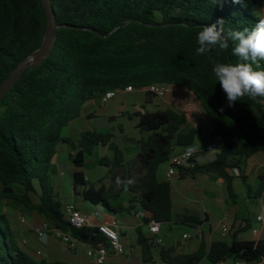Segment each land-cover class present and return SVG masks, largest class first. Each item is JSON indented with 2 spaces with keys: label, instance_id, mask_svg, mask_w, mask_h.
<instances>
[{
  "label": "trees",
  "instance_id": "trees-1",
  "mask_svg": "<svg viewBox=\"0 0 264 264\" xmlns=\"http://www.w3.org/2000/svg\"><path fill=\"white\" fill-rule=\"evenodd\" d=\"M49 2L56 33L47 55L27 67L0 99V264H65L33 259L16 239L13 225L2 212L5 200L17 201L29 213H36L44 222L83 244L104 241L97 228H75L65 219L50 182L57 146L63 142L75 151L69 156L75 168L71 176L73 195L110 213L130 212L137 204L149 215L135 227L142 261L148 263L152 250L158 247L142 232L149 220L161 225L178 221L199 226L204 222L197 215H175L170 183L157 177L159 165L168 162L176 149L193 146L201 129L187 128L185 114L172 109L136 114L141 133L137 144L142 176L138 183L127 187L131 194L129 209L110 203L111 199L117 202L123 186L116 193L103 185L95 188L80 170L86 156L99 146L111 152L110 158L103 156L99 160L111 172L129 164L113 140L114 135L86 131L73 143L61 132L79 118L85 104L97 102L108 91L126 87L142 90L155 83L188 90L212 121L211 137L220 144L215 159L179 168L177 174L180 179L199 175L220 178L228 196L235 201L234 179L245 182L242 173L247 160L256 152H264V97L251 100L245 96L229 107L212 68L216 62L239 60L231 54V44L226 51L198 55L196 36L203 25L219 18L226 21V29L252 28L264 18V0H222L216 4L213 0ZM45 25L41 0H0V86L24 58L40 48ZM233 170L239 175L235 176ZM13 185L20 186L23 193H16ZM262 192L264 174L258 177L256 190L259 195ZM236 234L232 233L229 243L223 239L210 243L202 240L190 254L171 255L169 250L160 248L158 256L162 264H219L226 260L264 264V239L239 240Z\"/></svg>",
  "mask_w": 264,
  "mask_h": 264
},
{
  "label": "rangeland",
  "instance_id": "rangeland-1",
  "mask_svg": "<svg viewBox=\"0 0 264 264\" xmlns=\"http://www.w3.org/2000/svg\"><path fill=\"white\" fill-rule=\"evenodd\" d=\"M177 88L170 86V93H174ZM168 94V93H167ZM167 94L162 97H155L153 95L147 94L145 90H134L130 93H123L120 91L115 92L113 99L109 100L107 103L102 102H89L85 104L81 110L79 118L71 121L68 126H66L61 135L66 139H69L71 142L76 143L79 139L81 133L86 131H98L103 133H112L114 135L113 140L118 144L121 150L125 153L126 161H130L132 157L136 160L134 163L129 162L125 167L113 170L112 172L105 166L99 164L101 157H111V152L102 146L97 147L94 152L86 156L88 162H93L92 164L84 165L80 170L84 172L86 181L95 188H99L102 185L106 189H113L112 191L116 193L119 189V186L116 184V180H113V177H120L122 181L131 179L133 183L127 187L132 186L133 184L138 183L141 177V170L138 163V151L139 145L137 141L141 137L139 130V118L136 115L138 112H155L157 110H163L166 105L163 103ZM169 95V94H168ZM183 105V103H181ZM209 136L205 133H200L195 138V146L200 151V156H197V161L202 162L206 161L209 158V155L204 148L208 143ZM72 147L67 143H61L57 146V157L61 159L67 158L66 163L70 164L69 156L73 155ZM128 155H133L128 158ZM128 159V160H127ZM59 164V163H57ZM74 167V166H73ZM169 167V162L162 163L158 167L157 177L158 179H163ZM60 172V166H56L55 163L50 169V182L54 186L55 193L57 198L61 201L62 210L64 212V206L67 203H73L76 205L77 209L83 214H92L97 208L88 201L83 200L78 195H73L72 190V173L69 172L66 175H56ZM175 181L177 184V190L173 192V198L178 201H188L195 204V200L199 199L200 201L195 204L199 208H202V202L210 212L209 221L204 222V229L207 231L210 227L214 231L221 229V222L223 221V211L214 210L213 203L211 200H203L200 192H195L194 186L197 181L193 179L188 180V185L183 184L181 180L178 179L175 175ZM236 188L240 194L241 190L244 194L247 191V185L252 188L256 186V179L250 177L247 179L245 185L244 182L240 179L235 180ZM200 185V184H197ZM38 188L37 184H35ZM121 192L120 197L117 202L113 199L110 200L111 205L115 206L117 203L126 205L128 195L130 194L127 191V187ZM13 189L16 193L21 194L23 190L20 186L13 185ZM197 190V188H196ZM250 210L249 215L250 222L255 227L254 229H247L245 234L241 235V238H249L253 230H260L261 225L254 221L257 214H261V207L264 205V202H261L259 198H255L253 194L250 197ZM175 200V202H176ZM125 203V204H124ZM194 204H191L194 206ZM102 207V206H99ZM2 212L7 215L11 224L14 227L15 232H22V235L18 237L20 245L32 255L33 259L36 261L44 260L48 263L62 262L65 264H95V262L86 255L87 248L82 244L75 245V251L73 249L69 250L64 247L58 239L49 238L47 243L43 245L37 240L36 229H38L44 221L42 218L34 212H28L25 210L17 201L15 200H5L1 204ZM107 211L106 209H104ZM109 212V211H107ZM121 223L132 224V220L129 216L128 211H115L111 212ZM199 217L204 220L205 216L202 211H198ZM25 217V221L21 222L20 217ZM253 219V220H252ZM183 230L190 231V229L183 224H178L172 231H168L167 224L163 225V234H167L171 239H180L181 233ZM14 232V234H15ZM119 242L122 245L123 249L129 250L131 245L134 246L132 254L118 256L114 255L111 249L107 250V256L105 258L104 264H142V254L141 249L136 244V233L135 229L125 232L124 235L119 233ZM40 250L42 255H37L36 251Z\"/></svg>",
  "mask_w": 264,
  "mask_h": 264
},
{
  "label": "crops",
  "instance_id": "crops-1",
  "mask_svg": "<svg viewBox=\"0 0 264 264\" xmlns=\"http://www.w3.org/2000/svg\"><path fill=\"white\" fill-rule=\"evenodd\" d=\"M256 1H262V0H256ZM261 13L262 15H264V4H262ZM170 92L171 91L169 89V92H168L169 95L167 94V97L163 101V103L166 105V107L163 110L172 109L179 113H184L187 119V128L199 127L202 133H205L209 136L208 142L209 141L217 142L216 138L211 137V132L213 128L212 121L208 117H206L203 114V112L200 110L195 96L190 91L182 89V88H177L174 91V93H170ZM181 103H183V105H181ZM179 151H180L179 149L175 150V152H179ZM130 156H133V155H128L127 157L130 158ZM124 157H125V153H124ZM129 160H130L129 162L131 163H134L136 161L134 157H132ZM66 161H67V158L61 159L60 157L58 158L56 155L55 165L60 166V172L59 174L56 173L55 176L56 175H60V176L66 175L69 172L73 173L75 171V168L73 167L72 163L70 162L69 164V163H66ZM92 163H94V161L88 162L87 159L85 158L84 165L92 164ZM166 174L163 179H159V180L169 181L170 183L173 211L175 215L192 214V215L199 216L198 211L202 209L204 216H205L204 222L205 221L208 222L210 219V212L206 210L203 202L201 206L202 208H199L198 206L195 205L197 204V202L200 201L199 199H196L194 201L195 202L194 204L193 202L190 203L191 200L184 202V201H178L173 198V192H174L173 188L177 190V184L174 178L175 175L171 177L169 180H167ZM242 174L245 177V182L243 181L245 185H247L246 182L248 178L254 177L256 179V186L252 188L251 186L247 185L246 193L244 194V192L241 190L242 194H240L236 188V183H235V180L239 178H235L232 183L233 192L236 195L235 201H233L228 196L226 192V188H225V183L223 182L222 179L214 177V176H209V175H199V176H196L195 178H191L197 181L196 185L194 186L195 188V190H193L194 193L200 192L203 200L208 199L212 201L214 210L223 211V219H222L223 221L221 222V224H225L229 228V235L226 238L223 239L221 237V229H219L216 232L209 227L208 230L206 231L204 229V222H203L199 226H193L190 223L183 224V225H186L190 229V231L183 230V232L181 233L180 239H173V238L171 239V237L168 236L166 233L165 234L162 233L163 225L160 224L159 235L163 239V245L158 246L152 250V257H151L150 262L142 263V264H162L158 256V251L160 248L169 250L171 255L190 254V253H194L198 249L202 240L206 241L207 243H210L213 240L223 239L227 243H229L232 240V233L234 232L237 233L236 234L237 239L239 240L256 241L258 239H264V221H257V217L264 216V205H262L261 207V214H257V216L254 219L255 222L260 223L261 225L260 230L256 229L258 231V234L255 235L251 232V236L249 238H246V237L241 238V235L245 234V231L247 229L251 230L255 228L253 224L250 222V218H249V215L251 213V210L249 208L250 207L249 201L251 199L250 198L251 195L253 194L255 198L257 197L260 199L261 202H264V192H262L260 195L256 193L257 186H258V177L261 174H264V152L259 151L253 154L247 160V163L245 165V168ZM176 175L183 184L188 185L187 182L190 178L180 179L178 174ZM141 176H142V173H141ZM197 184H200V185H197ZM130 196L131 194L128 195L126 205L121 204V206L124 209H129L131 207V204L128 202ZM191 204H194V206ZM96 207L97 208L95 209L94 213L88 214L93 226L97 225L98 223L102 221L109 222L111 220H116L120 226L119 233L121 236L124 235L125 232L131 230L132 228L135 229L136 226L142 225L143 218L141 219L138 218L137 217L138 213L143 214V217L149 216L148 214L141 211L138 205L136 204L133 206L132 209H129L130 212H128L133 223L132 224L121 223L112 213L105 211L103 207H99V205ZM247 220L249 224H247ZM178 224H182V223L178 221H173L170 224H167L168 231H172L175 228V226ZM247 225H248V228H246ZM142 232L144 233L146 237L149 238L147 226H144L142 228ZM17 235L21 236L22 232L20 233L15 232V237L18 240ZM183 235H187L188 238L183 239ZM133 250H134V246L131 245L129 250L127 249L125 250L127 252L126 255L132 254ZM73 251H75V249H73ZM201 264H208V262L203 261L201 262ZM219 264H234V263L231 260H226ZM255 264H260V263H255Z\"/></svg>",
  "mask_w": 264,
  "mask_h": 264
},
{
  "label": "clouds",
  "instance_id": "clouds-1",
  "mask_svg": "<svg viewBox=\"0 0 264 264\" xmlns=\"http://www.w3.org/2000/svg\"><path fill=\"white\" fill-rule=\"evenodd\" d=\"M232 2L240 3L241 0ZM213 3H222V0H213ZM225 24L226 21L219 18L215 23L203 25L196 36V52L206 55L213 50L226 51L231 44V54L239 62H216L212 72L226 94L227 105L233 107L245 96L251 100L264 97V65L261 64L264 61V18L242 31L226 29ZM132 183L131 179L122 181L120 177L116 178L118 186L127 187Z\"/></svg>",
  "mask_w": 264,
  "mask_h": 264
},
{
  "label": "built area",
  "instance_id": "built-area-1",
  "mask_svg": "<svg viewBox=\"0 0 264 264\" xmlns=\"http://www.w3.org/2000/svg\"><path fill=\"white\" fill-rule=\"evenodd\" d=\"M169 86L166 84L155 83L152 84L142 90H145L148 94L153 95L155 97L162 98L169 92ZM135 89L132 87H126L124 90L120 91L123 93L133 92ZM116 91H108L101 98H99V102L107 103L109 100L113 99ZM218 146L217 142L209 141L204 151H206L209 155L208 160L211 161L215 159L216 152ZM200 156V151L198 148L193 145L185 148L180 152H175L169 162V167L167 170V180L177 174L179 168H187L193 164V161L197 162V156ZM192 161V163H191ZM233 174L238 176L239 173L237 170H233ZM64 215L65 219L68 223L75 228H86V227H94L97 228L98 233L103 237L104 241L97 243L96 245H87L81 243L79 240L71 237L68 233L62 232L61 230L52 227L49 223L44 222L38 229H36V237L39 242L43 245L47 243L49 238L58 239L61 244L67 249L71 250L75 248L76 244L84 245L86 250V255L91 258L95 264H104L105 258L107 256V250L111 249L114 255H124L127 253L125 249H123L122 245L119 242V224L116 220H111L109 222L102 221L97 225L93 226L90 221V217L86 214L81 213L75 204L67 203L64 206ZM138 218H143V214L138 213ZM19 220L21 222L25 221V217H20ZM257 221H264V216L257 217ZM149 239L155 246H162L163 239L160 237V224L154 220H149L147 224ZM253 234H258L257 230L252 231ZM229 235V228L225 224H221V237L224 239ZM188 238L187 235H183V239ZM37 255H42L40 250L36 251ZM234 264H245L241 262H236Z\"/></svg>",
  "mask_w": 264,
  "mask_h": 264
},
{
  "label": "water",
  "instance_id": "water-1",
  "mask_svg": "<svg viewBox=\"0 0 264 264\" xmlns=\"http://www.w3.org/2000/svg\"><path fill=\"white\" fill-rule=\"evenodd\" d=\"M41 3L46 17V25L42 44L39 49L33 51L26 58H24L5 79V81L0 86V99L10 90V88L19 79V77L22 75V73L27 67L37 61H41L47 55L55 38L56 27L53 26V11L51 4L49 0H41ZM219 144L220 143L217 142V146H219ZM194 163L195 161H193V164Z\"/></svg>",
  "mask_w": 264,
  "mask_h": 264
}]
</instances>
